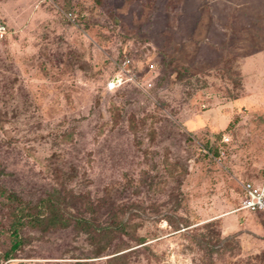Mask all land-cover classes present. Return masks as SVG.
I'll use <instances>...</instances> for the list:
<instances>
[{
	"label": "rangeland",
	"instance_id": "obj_1",
	"mask_svg": "<svg viewBox=\"0 0 264 264\" xmlns=\"http://www.w3.org/2000/svg\"><path fill=\"white\" fill-rule=\"evenodd\" d=\"M0 24L7 183L63 182L91 197L70 226L113 233L24 228L13 250L0 205V259L264 264V211L241 209L264 184V0H0Z\"/></svg>",
	"mask_w": 264,
	"mask_h": 264
},
{
	"label": "trees",
	"instance_id": "obj_2",
	"mask_svg": "<svg viewBox=\"0 0 264 264\" xmlns=\"http://www.w3.org/2000/svg\"><path fill=\"white\" fill-rule=\"evenodd\" d=\"M1 148V146H0ZM5 166H1L0 171V205L1 210L7 213L10 219L9 233L13 239V250L17 249L20 245V232L24 228L40 229L42 231L62 229L66 230L69 227L74 226L76 229L91 231L93 224L83 218H75L74 223L70 226L69 219L65 218L68 213V207L75 204L82 198L83 194H77L72 190H68L63 182L58 189L52 186L49 190L39 191L36 189L33 191H25L20 186L14 184L9 185L7 180L10 179L11 173H4ZM74 174V173H73ZM75 175V174H74ZM91 197L84 196L82 200L90 202ZM88 208V209H87ZM85 208L89 213L95 215L96 211L90 208V205ZM115 223L118 224V228L123 230L126 225L122 221L116 220L115 216H112ZM185 227H188V223L183 221ZM110 227H105L100 230H93L91 233L93 236H107L108 238L113 235L112 231H109ZM177 229L176 231H178ZM207 253L211 250L207 247H202ZM99 254H96V256ZM8 253L5 257L0 259V264L3 262L12 260ZM99 257V256H97ZM95 257V258H97ZM118 256H114L116 258Z\"/></svg>",
	"mask_w": 264,
	"mask_h": 264
},
{
	"label": "built area",
	"instance_id": "obj_3",
	"mask_svg": "<svg viewBox=\"0 0 264 264\" xmlns=\"http://www.w3.org/2000/svg\"><path fill=\"white\" fill-rule=\"evenodd\" d=\"M4 31L3 25L0 24V33ZM245 197L241 201V209L249 212L264 211V184L255 186L247 183L243 187ZM12 260L3 262L2 264H11Z\"/></svg>",
	"mask_w": 264,
	"mask_h": 264
}]
</instances>
